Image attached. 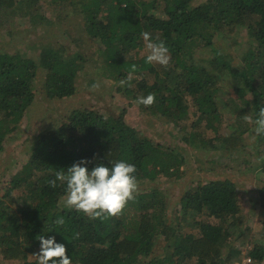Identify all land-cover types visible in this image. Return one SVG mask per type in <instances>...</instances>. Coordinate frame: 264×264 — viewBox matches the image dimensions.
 <instances>
[{"label":"trees","instance_id":"obj_1","mask_svg":"<svg viewBox=\"0 0 264 264\" xmlns=\"http://www.w3.org/2000/svg\"><path fill=\"white\" fill-rule=\"evenodd\" d=\"M20 1L0 0V29L13 17H22L26 27L58 28L61 19L33 13L39 1L60 12L78 6L89 39H70V47H97L103 74L118 83L131 73L129 84L117 87L130 104L154 93L153 105L138 108L172 124L190 160L184 149L156 143L128 125L126 109L115 116L101 105L73 110L57 127L35 135L18 168L0 171L2 264H35L29 256L39 251L38 236L63 243L72 264H231L248 245L254 264L264 263V161L253 169L252 199L238 193L228 174L233 152L264 156V138L252 141L253 125L245 120L264 108V0H24L19 6ZM143 32L164 42L171 57L166 68L145 62ZM215 37L226 38L231 48L244 42L247 49L239 56L231 49L218 52ZM31 46V57L0 47V154L35 100L72 97L81 83V54L65 55L52 40ZM227 78L233 79L230 87ZM206 152L213 154L211 165L225 159L214 176L192 162ZM80 160L91 161L89 171L97 163L134 164L138 186L145 188L118 218L103 222L62 208L65 185L52 188L47 182ZM185 176L189 181L169 210L168 188L160 190L156 181ZM250 204L262 222L257 237L243 213ZM60 216L65 223L57 226L53 221ZM186 221L192 222L187 231Z\"/></svg>","mask_w":264,"mask_h":264},{"label":"rangeland","instance_id":"obj_2","mask_svg":"<svg viewBox=\"0 0 264 264\" xmlns=\"http://www.w3.org/2000/svg\"><path fill=\"white\" fill-rule=\"evenodd\" d=\"M19 1V0H18ZM25 1L21 0L17 2L19 6H23ZM33 13L44 15L49 19L62 20L59 22L58 28H52L48 26H30L26 27L23 25V18L16 17L10 18L8 22L2 25L0 29V47L5 51H11L13 48H18L20 52L26 53L27 57L34 55V49H32L31 43L33 42H47L52 40L55 44L62 46V52L65 55L73 56L75 53H79L86 60L84 70L79 73L76 93L69 98H63L52 102H41L35 100L31 106L30 111L26 114V118L23 124L11 135L10 139L5 144L3 152L0 154V171L3 167L4 171H12L15 167L21 165V160L24 157V153L28 150L32 139L43 130L53 129L60 124V121L67 117L73 110L82 109L88 105H101L105 108L107 114L116 115V111L120 109H126L124 119L128 125L138 129L146 136L151 138L156 143H161L170 146L173 149H184V155L187 157V161L190 160V153L186 150L184 143L180 140V133H177L176 129L173 128L172 124L163 122L159 117L149 115L140 111L135 103L130 104L128 98L123 97L121 93L117 92L119 83L112 79L107 78L102 70L101 66H104V59L101 56L94 54L97 51V47L79 46L78 50H74L70 47V39L80 40L83 44L88 42V37L84 32L83 21L79 12L78 6L68 5L62 12L52 8L49 4L44 1H39L32 9ZM65 16V19H63ZM241 41V40H240ZM213 45L218 52L227 53L229 49L235 51L236 54L241 55L246 49L247 45L242 43L236 47L231 48L228 40L222 37H215L213 39ZM90 82V83H89ZM224 82L230 87V83L233 82L232 78H227ZM223 82V83H224ZM93 84H98L99 87L95 90H90ZM232 91V90H231ZM228 92L230 96L233 92ZM190 122H188V125ZM252 131V130H251ZM27 138V141H25ZM252 141L253 136L250 137ZM207 157L201 156L197 160H192L195 167L199 166L200 169H206V176L215 175L218 173L222 166L225 164L224 157L220 159V163L216 165L209 164V160L213 158L211 152ZM229 154V153H227ZM226 155V154H225ZM215 159V158H214ZM217 162V161H216ZM230 162L233 165L231 171L228 174L234 178L237 183L238 193H245L249 198L252 199L251 190L255 181L254 167L258 162V156L256 153L250 151L233 152L230 158ZM249 163V164H247ZM241 164V167H240ZM239 167V170L237 168ZM261 178V177H259ZM189 181L188 177H182L177 181H162L157 180L156 186L161 185L160 190L168 188L166 192L168 198V209L172 210L175 208L174 201L178 195L181 194L183 187ZM145 188L144 185L138 186V190ZM174 189V191H173ZM169 190V191H168ZM250 203V202H249ZM248 205V204H247ZM245 206L243 213L251 221L249 222L252 228V234L256 237L262 232V222L257 218V212L253 209V206ZM168 214H171L170 212ZM167 214V215H168ZM173 216L168 215L167 220H171ZM192 222H185V230L191 228ZM250 245L240 247L239 250L246 249L249 251ZM162 252L159 250L154 253L160 255ZM33 259V256H29ZM239 259V257L235 260ZM0 263L2 264L1 256ZM264 264V263H261Z\"/></svg>","mask_w":264,"mask_h":264},{"label":"clouds","instance_id":"obj_3","mask_svg":"<svg viewBox=\"0 0 264 264\" xmlns=\"http://www.w3.org/2000/svg\"><path fill=\"white\" fill-rule=\"evenodd\" d=\"M141 35L146 42L148 53L145 62L159 64L166 68L171 57L164 42L153 41L148 32H143ZM130 79L131 73L127 78L121 79L119 85L121 87L128 85ZM98 87V84H93L90 90ZM155 99V94L150 93L147 96L137 97L135 104L150 107L155 103ZM245 120L253 125V139L264 138V108L259 109L255 119L246 115ZM259 161H264V156L259 157ZM89 163H91L89 160H80L69 166L66 172L57 171L55 178L47 182L49 187L56 188L58 182L65 185V194L60 201L62 208L75 210L90 220L99 219L101 222L114 217L118 218L127 204L135 200L138 193L136 166L119 160L111 162V167L97 163L89 171L86 166ZM53 223L62 226L65 220L63 216H60ZM75 238H78V234H75ZM37 239L39 251L32 254L35 264H72L71 258L66 255V247L63 243H57L51 236L48 238L38 236ZM247 264H251V258H248Z\"/></svg>","mask_w":264,"mask_h":264},{"label":"built area","instance_id":"obj_4","mask_svg":"<svg viewBox=\"0 0 264 264\" xmlns=\"http://www.w3.org/2000/svg\"><path fill=\"white\" fill-rule=\"evenodd\" d=\"M237 253L238 254H236V255L239 256V259H236L231 264H247L248 258H251V264H254V261H253L251 255L250 254H247L248 252H247L246 249L238 250Z\"/></svg>","mask_w":264,"mask_h":264}]
</instances>
